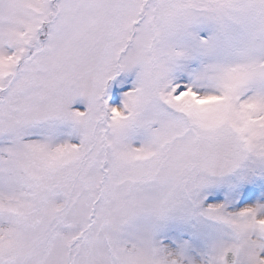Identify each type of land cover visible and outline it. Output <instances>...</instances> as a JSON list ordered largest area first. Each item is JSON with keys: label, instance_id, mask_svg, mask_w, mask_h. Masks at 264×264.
<instances>
[{"label": "snow or ice", "instance_id": "6c2138e0", "mask_svg": "<svg viewBox=\"0 0 264 264\" xmlns=\"http://www.w3.org/2000/svg\"><path fill=\"white\" fill-rule=\"evenodd\" d=\"M0 264H264V0H0Z\"/></svg>", "mask_w": 264, "mask_h": 264}]
</instances>
